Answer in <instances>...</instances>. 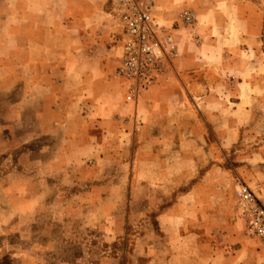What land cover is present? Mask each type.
I'll return each mask as SVG.
<instances>
[{"label": "crops", "instance_id": "crops-1", "mask_svg": "<svg viewBox=\"0 0 264 264\" xmlns=\"http://www.w3.org/2000/svg\"><path fill=\"white\" fill-rule=\"evenodd\" d=\"M7 2L0 3V85L29 86L25 99L44 101V136L51 140L44 152L73 154L74 122L98 124V131L82 132V149L95 142L106 147L113 136L123 149L130 139L136 149L131 186H190L157 216L171 238L168 264H264V248L245 236L230 208L235 180L264 198V127L254 128L264 122V18L257 1L196 0L199 38L180 35L184 55L173 65L175 77L138 99L129 124L115 120L131 108L115 77L116 0ZM187 6L157 0L158 24L182 34L169 11ZM52 102L54 109L46 108ZM62 137L67 149L56 147ZM231 151L240 153L234 171L225 167Z\"/></svg>", "mask_w": 264, "mask_h": 264}, {"label": "rangeland", "instance_id": "rangeland-1", "mask_svg": "<svg viewBox=\"0 0 264 264\" xmlns=\"http://www.w3.org/2000/svg\"><path fill=\"white\" fill-rule=\"evenodd\" d=\"M256 1L257 12L264 18V5L261 0ZM33 2L39 4L40 0ZM195 2L177 0L178 5L188 6L169 11L177 22L181 11L190 7L196 12V22L191 29L182 27V34L174 33L177 57L154 85L128 101V87L115 72L123 89V100L131 107L130 113L118 114L115 120L129 124L133 117L131 109L136 107L138 99L161 79L169 81L175 77L173 65L184 55L180 35L184 40L199 38L201 6ZM115 23L119 28V22ZM259 43L264 50V26ZM28 89L26 85H0V264H168L170 251L166 248L171 238L160 231L157 216L190 186H131L136 149L130 139L123 149L117 148L116 136L107 139L106 147L96 142L89 148L80 147L84 130L98 131L96 122L72 124V132L78 135L73 154L44 152V146L51 145L49 137L44 136V101L37 99L29 103L25 99ZM34 96L40 98L37 93ZM53 104L46 108L54 109ZM39 113L43 115L41 122L35 121ZM263 127V120H257L254 128ZM68 146L64 137L56 144L57 148ZM239 154L226 152L227 169L234 171L240 164ZM246 155L248 152L241 153ZM241 183L248 185L240 180L231 185L234 202L230 208L245 236L261 249L264 245L246 233L236 195V186Z\"/></svg>", "mask_w": 264, "mask_h": 264}, {"label": "built area", "instance_id": "built-area-1", "mask_svg": "<svg viewBox=\"0 0 264 264\" xmlns=\"http://www.w3.org/2000/svg\"><path fill=\"white\" fill-rule=\"evenodd\" d=\"M157 0H116L115 14L121 28L120 63L117 78L127 85V100H135L172 67L177 57L175 31L161 27L156 18ZM179 25L191 29L196 12L185 8ZM236 195L246 224V233L264 245V201L246 184H237Z\"/></svg>", "mask_w": 264, "mask_h": 264}]
</instances>
